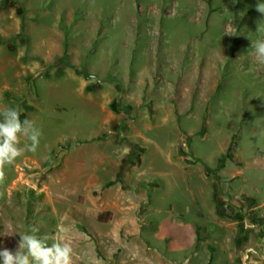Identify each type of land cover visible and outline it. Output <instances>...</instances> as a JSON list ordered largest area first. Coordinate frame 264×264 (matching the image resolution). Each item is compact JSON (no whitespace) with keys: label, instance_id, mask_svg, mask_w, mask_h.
Here are the masks:
<instances>
[{"label":"rangeland","instance_id":"rangeland-1","mask_svg":"<svg viewBox=\"0 0 264 264\" xmlns=\"http://www.w3.org/2000/svg\"><path fill=\"white\" fill-rule=\"evenodd\" d=\"M258 2L0 0V110L42 132L3 169L0 250L35 226L73 264H264Z\"/></svg>","mask_w":264,"mask_h":264},{"label":"clouds","instance_id":"clouds-1","mask_svg":"<svg viewBox=\"0 0 264 264\" xmlns=\"http://www.w3.org/2000/svg\"><path fill=\"white\" fill-rule=\"evenodd\" d=\"M256 10L264 15V0L256 5ZM257 33L264 35V20L258 21ZM256 60L264 64V38L252 41ZM18 106H7L0 110V181L4 179V167L13 164L25 151L35 152L40 144L42 132L28 118L21 120ZM26 143L21 146V138ZM35 226L20 234L17 249L0 250V264H73V248L67 242H57L53 237L48 243L47 235H35ZM11 235V234H4Z\"/></svg>","mask_w":264,"mask_h":264},{"label":"trees","instance_id":"trees-1","mask_svg":"<svg viewBox=\"0 0 264 264\" xmlns=\"http://www.w3.org/2000/svg\"><path fill=\"white\" fill-rule=\"evenodd\" d=\"M0 42L4 43V42H6V40L3 39V38H0ZM70 60H71L70 59V54L68 53L67 49H65L64 53L57 59L55 64L52 65V66H57V74L59 76L65 73V67H70V68H74L77 73L83 74L84 77L87 78V79L97 78L100 81V79L98 78V76L96 74L90 72L86 67H82L81 69L76 67ZM48 67H49V65H43L36 73L29 75V77H28L29 90L31 89L32 84L34 83V81L37 78V76L40 73L47 72L49 70ZM109 78L110 77H108V79ZM92 89L93 88H91L90 86L87 87L88 91L92 90ZM119 98L121 99V97H119ZM20 102H22V99L16 97L15 98V106L19 107L20 106ZM120 103H122V101ZM123 110H125V112H129L130 111V110H127V109H123ZM95 139H97V138H93L92 140H95ZM110 215H111V212L108 211V212L99 214L98 217L101 220H106V219L110 218Z\"/></svg>","mask_w":264,"mask_h":264}]
</instances>
